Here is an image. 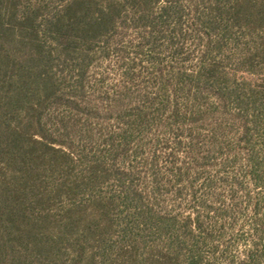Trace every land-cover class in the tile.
Returning <instances> with one entry per match:
<instances>
[{"label": "rangeland", "instance_id": "1", "mask_svg": "<svg viewBox=\"0 0 264 264\" xmlns=\"http://www.w3.org/2000/svg\"><path fill=\"white\" fill-rule=\"evenodd\" d=\"M18 1L22 2V6L18 5L21 10L38 0ZM97 1L101 5L106 2ZM61 2L44 0L43 14H53ZM179 3L181 19L172 15L165 24L156 23L163 0L155 2L151 24L139 21L124 3L112 34L88 54L81 100L91 114L72 112L77 126L88 128L74 137L71 151L75 158L69 172L61 168L62 171L44 174L48 187L63 180L66 190L47 193L46 186L44 195L50 199L41 206L30 204L32 210L46 215L44 224L36 229L42 239L43 256L48 259L46 264H76L80 251V264H144L145 257L155 259L157 251L165 248L166 235L173 233L187 215L206 211L210 213L205 226L212 231L206 235L194 233L193 237L200 244L203 264H238L252 240L258 239L264 245V230L257 234L252 230L254 223L258 228L264 226V120L263 111L252 104L262 99L259 91L264 88V60L257 53L261 35L234 28L225 34L211 31L207 35L198 17L208 12L209 1L198 2L196 8L189 0ZM19 17L17 11L16 18ZM18 38L15 32L14 41L9 38L0 42V59L9 65L0 66V120L5 118L12 127L23 121L27 110L19 106L17 112L8 111L11 97L23 91L25 105L36 101L32 79L24 78L28 86L23 90L18 87L21 83L16 74L22 68L17 66L15 73L11 71L20 55ZM40 41L45 49L54 50L48 36ZM74 64L77 62L68 63V68L58 73L70 80ZM207 77L205 86L209 89L204 90L202 82ZM67 111H49L51 122L59 113L67 115ZM136 114L145 115L146 123L136 126ZM253 114L260 117L254 118ZM215 123H220L223 136L219 140L224 150L217 147L218 151L205 160L207 165L189 161L185 164L191 167L188 174L172 176L171 168L177 173L179 168H185L181 163L184 153L177 144L178 140L186 141L183 133L190 126L204 139ZM244 129L247 137L238 144ZM114 131L124 132L131 141L129 158L125 156L115 163V168L124 171V183L132 184L128 190L112 174L116 149L108 145ZM244 147L253 151L258 163L254 178L247 172ZM234 151L236 159L232 160ZM170 152L181 159L176 166L166 161ZM91 167L104 176L93 187L75 188ZM11 169L0 163V179L7 186L11 185ZM134 187L142 192L139 203L143 208L152 207L166 215L170 223L175 222L167 234L158 238L136 222V202H131ZM109 199L113 220L103 223L95 217L97 202ZM131 245L136 248L132 257L128 253ZM121 248L127 252L120 255ZM255 264H264V251Z\"/></svg>", "mask_w": 264, "mask_h": 264}, {"label": "trees", "instance_id": "2", "mask_svg": "<svg viewBox=\"0 0 264 264\" xmlns=\"http://www.w3.org/2000/svg\"><path fill=\"white\" fill-rule=\"evenodd\" d=\"M157 1L124 0L121 3L120 0H106L101 5V2L97 0H63L57 11L50 15H44V0H38L33 5H25L21 10H18V5L22 6V2L18 0H0V42L9 41V38L14 41L15 32L19 35L17 42L20 55L16 59V63L11 65V71L15 73L16 67L20 66L22 68L20 73L16 72L17 81L21 83L18 87L25 90L28 81L24 78H30L35 85L34 94H36L34 105H25L22 99L23 91L21 94L16 93L11 97V107L13 108L11 109L9 106L8 111L17 112L19 106H25L24 108L27 110L23 121L18 123L17 127H12L5 118L0 120V163H5L9 171L12 168V176L8 178L11 185L7 186L0 179V264H46L48 259L43 256L44 250L40 241L42 239H39L36 233V229L42 223L44 224L46 215L32 210L33 206L30 204L41 206L44 200L50 199L48 195V197L44 195L46 186L47 193L66 190L63 180L52 188L48 187L45 184L44 174L59 172L62 169L66 173L69 172L70 164L75 158L71 151L74 137L81 135L83 128L84 131L88 128L87 126L86 129L77 126L72 115L74 111L75 115L83 112L91 114L81 100L85 90L83 82L88 67V54L95 49L94 46L106 41V38L112 34L124 3L132 9L135 15H138L139 21L151 24L150 17ZM179 1L163 0L164 4L157 11L156 23L165 24L169 22L172 15L174 18L177 16L180 20L179 8L182 10V7ZM200 1L206 2L207 0H189L195 8ZM208 1L210 3L208 12L202 13L198 17L202 27L207 31L205 33L211 35L212 31L218 35L225 34L233 28L243 29L244 33L247 32L251 35L259 32L261 38L258 39L257 49L259 50L257 53H260L264 60V0ZM17 11H19V18H16ZM144 26L147 27V24L144 23ZM44 36H48L54 44V50L44 48L40 41ZM71 62H77V64H74L76 67H70L74 74L70 75V80H68L66 75H60L58 72L59 70L64 72L68 68V63ZM2 64L6 68L9 66L8 61L0 59V66ZM262 66L264 69V63ZM208 78L202 82L204 90L209 89H206L205 86ZM197 88L199 89V87ZM259 92L262 94V99H259L258 103L252 102V104H255L256 110L263 111L261 118L264 120V88L262 87ZM0 108H3L2 104ZM60 108L68 110V114L59 113L56 116L57 119L51 122L48 112ZM177 110V107L173 108L175 116L178 114ZM14 114L12 115L15 117ZM253 115L254 118L260 117L256 114ZM146 118L145 115L136 114L133 120L134 124L136 126L145 124ZM246 132L244 129L238 144L247 137ZM183 135L186 141H177L181 153H184L181 162L183 168L189 161L194 162L197 166H205L209 163L206 162L210 159V154L218 151L217 147L220 151L224 150L219 140L220 136H223L220 123L213 124L211 132L204 139H201L200 135L190 126L188 132L185 131ZM110 140L111 144L108 146L112 145V148L116 149L112 157L114 166L112 174H114L116 182L121 183V186L128 190L127 188H131L132 184L124 183V171L115 168V163L124 160L125 156L129 158L131 141L128 140L124 132L117 131L113 132ZM243 149L246 152L247 172L254 178V174L259 171L256 157L252 153L253 151L248 150L249 148L244 147ZM232 153V160H234L236 152ZM227 157L230 158V154ZM165 158L166 161L171 160L174 166L181 160L174 152L168 153ZM199 160H203V162L196 163ZM96 169L95 167L89 168L86 176L81 178L79 183H75V188L95 186L104 176ZM190 169L191 167H185L183 171L182 168H179L177 173L171 168L170 172L172 176L176 177L183 172L188 174ZM156 184L157 182L154 181V186ZM69 187L72 189L71 186ZM131 193H133L131 202H136L134 203L136 222L143 226V229L147 228L156 233L158 238L167 234V230L171 229L175 222L170 223L166 215L159 214L152 207L143 208V203H139L142 199L141 190L134 187L131 189ZM111 204V199L104 202L98 201L95 217L102 219L103 223L112 219ZM253 207L256 210V205ZM208 212L187 215L184 221L177 225L173 233L166 235L165 248L157 251L155 259L152 256L145 257L144 264H203L200 244L193 237L194 233L206 235L207 231H212L211 228L208 229L205 226L210 213ZM261 219L264 222V215ZM252 230L257 234L264 230V226L258 228L254 223ZM135 249V245L128 248L130 257H132V250L135 251ZM124 250L121 248L120 255L127 252ZM263 251V243L258 239L252 240L245 258L238 264H255ZM81 256L82 252L80 251L76 264H80Z\"/></svg>", "mask_w": 264, "mask_h": 264}]
</instances>
